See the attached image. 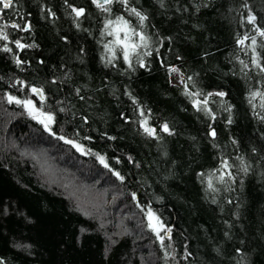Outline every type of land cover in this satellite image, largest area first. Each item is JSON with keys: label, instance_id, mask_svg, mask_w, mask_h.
Masks as SVG:
<instances>
[{"label": "trees", "instance_id": "trees-1", "mask_svg": "<svg viewBox=\"0 0 264 264\" xmlns=\"http://www.w3.org/2000/svg\"><path fill=\"white\" fill-rule=\"evenodd\" d=\"M99 3L0 4V264H264V0Z\"/></svg>", "mask_w": 264, "mask_h": 264}, {"label": "snow or ice", "instance_id": "snow-or-ice-1", "mask_svg": "<svg viewBox=\"0 0 264 264\" xmlns=\"http://www.w3.org/2000/svg\"><path fill=\"white\" fill-rule=\"evenodd\" d=\"M94 2L97 3L98 7H102L103 8V4L99 3V0H94ZM123 3H126L127 0H122ZM104 3L110 4L112 3V0H104ZM0 4H2L3 9H8L11 8L13 6V0H0ZM107 11V9H105ZM132 11L140 17L141 22L145 19V17L140 16V13L136 12L135 9H132ZM82 10L77 12V15H82ZM254 19V18H253ZM113 25H115V27L113 28ZM14 27H18V25H13ZM109 28H113L112 31H109L108 34L109 35H115L116 39L114 41L115 44L121 46L123 48V55H124V59L125 61L128 62L129 66H131V59L130 56L133 53H137V50L141 47H146L147 46V37L144 36L142 33L136 32L134 28H130L128 26V22L124 21L122 18H118L116 21H109L108 24L106 25V29ZM120 33H123V39H121ZM261 36H264V32L260 33ZM134 37H138L139 38V42H134L133 38ZM4 39H7V37L5 36ZM245 39H247V37H245ZM241 44L244 43V40L240 41ZM253 44L256 43V41L253 39L252 41ZM20 47H22V45H18ZM111 50V48H110ZM150 55V53H148ZM172 71H177V69H172ZM262 71H264V69H262ZM33 92H37V89H32ZM218 95L223 96L224 93H219ZM261 93L256 92L253 93V98H255L256 96H260ZM8 101L10 103L14 102L16 104H23L25 106L31 105V101H21L18 100L14 97L9 96L8 97ZM197 104H199V102H196ZM204 103L206 104L207 101L205 100ZM48 120H52L51 116L47 117ZM43 122V121H41ZM46 126V125H45ZM47 127V126H46ZM145 131L148 132L149 135H154L155 134V129H148L145 128ZM163 131L168 132V126L164 125L163 126ZM212 135L215 136V132H212ZM60 139H63V137H60ZM67 143H72V141H66ZM75 147H77L78 149L80 148L79 145H75ZM100 161L101 163L104 164V166L107 168L108 164L105 163L104 158L100 157ZM224 167L227 168V162L224 163ZM114 175L117 176L118 179L123 180L124 178L122 176H120V174L118 172H115ZM222 179V178H221ZM208 187L212 188V184L211 181H209L208 183ZM169 232L171 231L170 229L168 230ZM159 234V233H157ZM163 238H161L162 241Z\"/></svg>", "mask_w": 264, "mask_h": 264}, {"label": "rangeland", "instance_id": "rangeland-1", "mask_svg": "<svg viewBox=\"0 0 264 264\" xmlns=\"http://www.w3.org/2000/svg\"><path fill=\"white\" fill-rule=\"evenodd\" d=\"M114 27H115V26H114ZM0 33H1V32H0ZM120 36H121V39H123V33H120ZM115 39H116L115 35L111 36V44H110V48H111V50H110V48H109V50H110V56H113V55H114L116 52H118L119 50L122 51V53H123V48H122L121 46H119V45H117V44L114 43ZM133 40H134V42H139V38H138V37H134ZM141 48H142V47H141ZM141 48H139V49L137 50V53H138L140 50H142ZM134 54H136V53L131 54L130 59H131V57H132ZM195 105H197V104L195 103ZM27 107H28V109H29V112L34 116V118H35L38 122H40L42 125H44V126L46 125L47 127H46V126H45V127H46L48 130H50V128L52 127V124H53V120H48V119H47L48 115H46V114L42 113L40 110H38V109L34 106V104L28 105ZM41 121H43V122H41ZM148 218H149V222H150V227L152 228L153 231H155L156 234H157V233L160 234L161 232H165L164 227L160 224V222L158 221L157 218H155V217H153V215H151V213L149 214ZM157 235H158V234H157Z\"/></svg>", "mask_w": 264, "mask_h": 264}, {"label": "water", "instance_id": "water-1", "mask_svg": "<svg viewBox=\"0 0 264 264\" xmlns=\"http://www.w3.org/2000/svg\"><path fill=\"white\" fill-rule=\"evenodd\" d=\"M37 94H38V96L40 97V98H42V95H41V93L38 91L37 92Z\"/></svg>", "mask_w": 264, "mask_h": 264}]
</instances>
